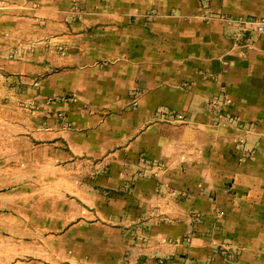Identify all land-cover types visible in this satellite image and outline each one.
<instances>
[{"label": "crops", "instance_id": "crops-1", "mask_svg": "<svg viewBox=\"0 0 264 264\" xmlns=\"http://www.w3.org/2000/svg\"><path fill=\"white\" fill-rule=\"evenodd\" d=\"M2 1L22 15L0 11L4 44L17 28L35 43L26 61H0V89L11 98L13 75L26 99L32 80L51 145L73 157L52 174L78 211L50 238L60 257L228 264L224 250L264 264V36L235 45L206 19L264 18V0ZM221 93L245 131L217 122Z\"/></svg>", "mask_w": 264, "mask_h": 264}, {"label": "rangeland", "instance_id": "rangeland-1", "mask_svg": "<svg viewBox=\"0 0 264 264\" xmlns=\"http://www.w3.org/2000/svg\"><path fill=\"white\" fill-rule=\"evenodd\" d=\"M2 2L0 11L22 16L19 2L8 1L10 9ZM49 31H45V38L51 37ZM21 33V29L20 34L15 29L9 45L4 44L8 35L0 37V61L19 64L33 52L35 41ZM19 83L12 75L11 98L0 89V264H74L60 257L68 251H62L60 243L50 240L78 215L74 205L69 204L71 196L54 194L53 190L59 188L51 186L53 170L60 167V171H65L68 165L71 170L73 157L68 147L51 145L53 115L51 109L42 112L35 105L30 92L35 88L34 82L29 79L23 91L26 99L18 97ZM53 156L60 166L52 163ZM226 252L236 258L235 253ZM86 262L80 260L78 264Z\"/></svg>", "mask_w": 264, "mask_h": 264}, {"label": "built area", "instance_id": "built-area-1", "mask_svg": "<svg viewBox=\"0 0 264 264\" xmlns=\"http://www.w3.org/2000/svg\"><path fill=\"white\" fill-rule=\"evenodd\" d=\"M206 19H214L222 22L229 30L227 34L228 38L235 43V45H240L247 41L253 42L264 36V18H243L216 14ZM210 107L220 125L225 124L228 127L245 131V127L241 125L240 120L230 112L232 103L224 93L213 98ZM239 145L242 144L240 143ZM141 163L143 166L154 167L153 164L144 160H141ZM220 255L230 264H238L235 256L227 254L226 251L222 250Z\"/></svg>", "mask_w": 264, "mask_h": 264}]
</instances>
